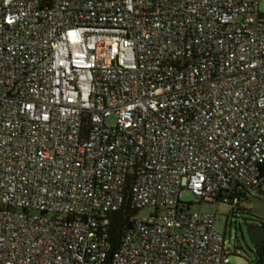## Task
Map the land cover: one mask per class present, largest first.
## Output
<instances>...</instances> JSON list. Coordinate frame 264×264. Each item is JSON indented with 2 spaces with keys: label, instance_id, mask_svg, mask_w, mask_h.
Masks as SVG:
<instances>
[{
  "label": "built area",
  "instance_id": "obj_1",
  "mask_svg": "<svg viewBox=\"0 0 264 264\" xmlns=\"http://www.w3.org/2000/svg\"><path fill=\"white\" fill-rule=\"evenodd\" d=\"M261 3L0 0V264H229L189 206L261 198Z\"/></svg>",
  "mask_w": 264,
  "mask_h": 264
},
{
  "label": "rangeland",
  "instance_id": "obj_2",
  "mask_svg": "<svg viewBox=\"0 0 264 264\" xmlns=\"http://www.w3.org/2000/svg\"><path fill=\"white\" fill-rule=\"evenodd\" d=\"M259 12L264 14V4L259 5ZM108 124H112V120H108ZM181 201L189 203L192 201V196L188 192L181 195ZM239 207L249 211L244 214L242 212H230V206L224 204H191L190 212L206 213L215 212L218 216L217 231L224 235L228 243L230 256L229 264H250L252 257V243L247 231V227L255 224V219L264 221V199L248 198L247 201H242ZM149 211H141L138 216H146Z\"/></svg>",
  "mask_w": 264,
  "mask_h": 264
},
{
  "label": "trees",
  "instance_id": "obj_3",
  "mask_svg": "<svg viewBox=\"0 0 264 264\" xmlns=\"http://www.w3.org/2000/svg\"><path fill=\"white\" fill-rule=\"evenodd\" d=\"M260 184L258 186V193L261 199H264V163L259 169ZM237 202L235 204L231 201L226 204L230 206V212H242L244 214L249 213V211L239 207L242 201H247L248 197L244 195H236ZM138 211L131 208L129 195L126 196L122 206L115 212H111L107 215V233H108V243L110 253H112L120 244V241L124 233L130 228L133 218L137 215ZM255 224H251L247 227L248 233L257 226L264 228V221L261 219H255ZM251 240V239H250ZM252 243V242H251ZM252 261L250 264H264V240L260 245H254L252 243Z\"/></svg>",
  "mask_w": 264,
  "mask_h": 264
},
{
  "label": "water",
  "instance_id": "obj_4",
  "mask_svg": "<svg viewBox=\"0 0 264 264\" xmlns=\"http://www.w3.org/2000/svg\"><path fill=\"white\" fill-rule=\"evenodd\" d=\"M249 237L254 245H260L264 240V228L261 226L255 227L250 231Z\"/></svg>",
  "mask_w": 264,
  "mask_h": 264
}]
</instances>
